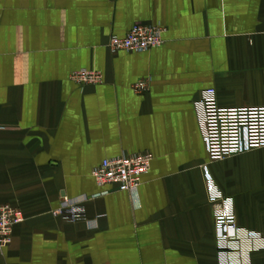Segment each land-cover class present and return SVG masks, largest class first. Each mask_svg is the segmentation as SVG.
<instances>
[{
    "label": "crops",
    "instance_id": "1",
    "mask_svg": "<svg viewBox=\"0 0 264 264\" xmlns=\"http://www.w3.org/2000/svg\"><path fill=\"white\" fill-rule=\"evenodd\" d=\"M136 23L161 45L110 53ZM209 89L221 108L264 107V0H0V204L24 218L0 264H264V148L209 160ZM137 153L152 159L136 206L91 170ZM211 191L231 201L229 238ZM63 197L87 198L86 221L53 215Z\"/></svg>",
    "mask_w": 264,
    "mask_h": 264
},
{
    "label": "built area",
    "instance_id": "2",
    "mask_svg": "<svg viewBox=\"0 0 264 264\" xmlns=\"http://www.w3.org/2000/svg\"><path fill=\"white\" fill-rule=\"evenodd\" d=\"M162 32L159 26L136 23L125 36H110L106 47L112 54L120 51L144 52L161 45ZM70 79L80 85H97L102 83L103 78L97 71L77 70L70 74ZM133 90L146 92V82H136ZM213 92V89L207 90L203 101L202 130L209 160H222L264 148V107L221 108L216 105L212 97ZM151 159L152 156L148 153L122 154L104 159L91 170V176L99 187L128 193L137 206L141 177L150 169ZM105 193L107 192L96 196ZM208 197L217 237L229 238L232 230L236 228L230 199L217 191H211ZM86 200V197H63L53 215L69 223L86 221ZM23 220L18 208L0 204V251L10 243L14 226Z\"/></svg>",
    "mask_w": 264,
    "mask_h": 264
}]
</instances>
